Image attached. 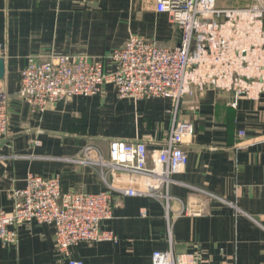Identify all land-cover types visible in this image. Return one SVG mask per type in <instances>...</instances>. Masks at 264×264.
<instances>
[{"label":"crops","instance_id":"1","mask_svg":"<svg viewBox=\"0 0 264 264\" xmlns=\"http://www.w3.org/2000/svg\"><path fill=\"white\" fill-rule=\"evenodd\" d=\"M230 1L217 5L250 3ZM133 36L175 48L179 31L155 11V0H0V88L8 112L0 140L1 210L12 212L14 192L25 188L29 174L58 178L63 193L108 192L96 169L71 161L83 159L89 146L104 158L112 140L144 142L149 157L163 147L173 117L169 99H120L105 84L98 95L39 114L17 96L21 71L52 55L102 60L104 73L114 72L107 56ZM233 101L213 90L182 99L178 119L192 124L193 136L183 146L185 168L169 188L168 220L163 201L112 193L113 217L100 227L116 240L80 243L70 258L149 264L153 252L168 248L170 235L175 255L201 264H264V94L258 101L239 98L235 107ZM15 231L17 242L0 246V264H67L56 252L52 226L32 222Z\"/></svg>","mask_w":264,"mask_h":264},{"label":"built area","instance_id":"2","mask_svg":"<svg viewBox=\"0 0 264 264\" xmlns=\"http://www.w3.org/2000/svg\"><path fill=\"white\" fill-rule=\"evenodd\" d=\"M155 11L177 27V47L133 36L107 56L116 66L110 74L102 60L52 55L21 71L17 96L39 114L58 102L98 95L105 84L120 99H169L173 117L163 147L149 157L144 142L112 140L107 158L89 146L83 159L71 160L96 169L108 192L63 193L58 178L29 174L25 188L14 192L12 212L0 209L1 247L17 242L16 227L36 222L54 228L56 252L67 264H84L70 258L72 248L116 240L100 227L113 217L112 193L163 201L168 220L169 188L185 168L183 146L193 136L192 124L178 119L182 99L213 90L232 94L235 107L239 98L258 101L264 94V0L231 8L218 7L217 0H155ZM6 99L0 88V140L8 131ZM115 174L119 179L109 182ZM168 242L165 251L152 253L149 264H201L193 256L175 255L170 235Z\"/></svg>","mask_w":264,"mask_h":264},{"label":"water","instance_id":"3","mask_svg":"<svg viewBox=\"0 0 264 264\" xmlns=\"http://www.w3.org/2000/svg\"><path fill=\"white\" fill-rule=\"evenodd\" d=\"M4 70H3V59L0 58V81L3 79Z\"/></svg>","mask_w":264,"mask_h":264},{"label":"rangeland","instance_id":"4","mask_svg":"<svg viewBox=\"0 0 264 264\" xmlns=\"http://www.w3.org/2000/svg\"><path fill=\"white\" fill-rule=\"evenodd\" d=\"M251 0H240V2L239 1H236V0H232V1H230V3H233V4H237V3H239V4H241V3H249Z\"/></svg>","mask_w":264,"mask_h":264}]
</instances>
